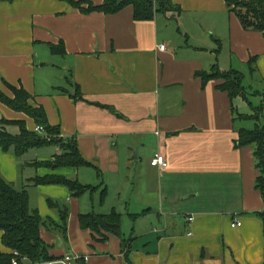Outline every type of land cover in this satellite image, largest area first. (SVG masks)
I'll return each instance as SVG.
<instances>
[{"label": "crops", "instance_id": "0c3cea01", "mask_svg": "<svg viewBox=\"0 0 264 264\" xmlns=\"http://www.w3.org/2000/svg\"><path fill=\"white\" fill-rule=\"evenodd\" d=\"M172 3L174 12L140 22L130 5L106 15L82 13L64 0H0V90L13 98L8 85L24 88L29 103L42 106L50 125L64 140L74 139L90 163L52 170L35 164L54 162L58 147L22 156L0 147V174L15 188L45 177L89 187L76 197L63 185H31V208L51 221L41 236L55 261L77 256L72 264H264L255 145L238 143L239 131L255 125L236 119L220 81L204 86L197 77L215 66L226 70L223 53L228 70L256 58L254 76L263 86L252 85L249 98L255 95L251 103L264 109V35L245 31L224 0ZM77 88L80 99L74 98ZM235 106L253 113L240 98ZM0 120L37 127L1 101ZM6 129L20 134L17 126ZM157 152L167 167L151 165ZM48 199L68 207L64 230ZM113 211L122 216V237L82 229L80 215ZM2 234L0 251L11 254Z\"/></svg>", "mask_w": 264, "mask_h": 264}, {"label": "trees", "instance_id": "16d2710c", "mask_svg": "<svg viewBox=\"0 0 264 264\" xmlns=\"http://www.w3.org/2000/svg\"><path fill=\"white\" fill-rule=\"evenodd\" d=\"M69 2L74 8H78L82 13L90 14L102 12L106 15H114L129 5L134 7L135 20L144 22L151 21L157 13L172 12L176 8L172 0H104L101 6H94L88 1L76 2L75 0H64ZM231 9V12L240 20L243 29L247 32L255 31L264 35V0H224ZM87 4V8L82 7ZM177 9V8H176ZM179 9V8H178ZM250 76L257 72L256 58H252L248 63ZM197 77L203 81L206 86L210 81H221L218 89L226 92L231 101V110L236 119L254 123L252 130L241 129L239 131L238 143L240 146L255 145L254 155L256 167L260 170V175L256 179V188L261 193L264 200V109L262 105L254 106L249 98V91L246 88L245 74L239 69L231 68L222 70L215 66L210 71L197 73ZM14 94L13 98H8L0 90V101L7 107L26 114L35 120L39 127H43V132L30 131L23 122L0 120V147L4 152L14 151L16 156H22L30 149H41L43 147H55L61 150V154L55 157L54 162H44L35 164L36 167H46L52 170L58 168H83L90 165L80 155L78 144L74 139L64 140L61 137L60 130L52 127L48 121L45 109L33 107L29 103L30 94L24 88L7 86ZM79 88L74 98L79 96ZM259 93V92H258ZM256 92V94H258ZM264 94V93H263ZM242 99L252 110V114L240 113L235 106L237 99ZM17 126L20 134L14 135L7 131L6 127ZM63 185L76 197L82 196L89 191L78 181H69L66 178L57 177L42 179L36 178L32 185ZM104 200V199H103ZM50 208L57 210L60 219L63 220V230L67 227L69 209L61 206L59 203L48 199ZM264 223V212L258 213ZM122 216L113 211L109 214L97 215L88 213L80 215L79 220L84 230H105L116 236L122 234ZM46 226V221L42 219L38 210L30 206V193L28 190H17L13 184L7 182L0 174V231L2 234V244L10 250L11 254L0 251V264H13L15 252L20 254L17 257L18 264H24V261L30 263H42L44 261H55L51 256L49 247L41 236V230ZM129 241H125V247H128Z\"/></svg>", "mask_w": 264, "mask_h": 264}, {"label": "rangeland", "instance_id": "374dc122", "mask_svg": "<svg viewBox=\"0 0 264 264\" xmlns=\"http://www.w3.org/2000/svg\"><path fill=\"white\" fill-rule=\"evenodd\" d=\"M175 10V9H174ZM174 10H172V12H174ZM190 27V26H189ZM193 27H190V30H192L193 31V29H192ZM199 29H202V28H200V27H198ZM178 29H180V27L178 28ZM182 31H184V30H182ZM175 35H176V33H175ZM220 62L225 66V68H226V70H228V68H229V65H227V63H228V61L226 60V55L224 56V53L222 54V56L220 57ZM240 68V71H242L244 74H245V81H244V84H245V86H246V88L248 89V91H249V93H250V91L252 90L251 89V86L253 85V86H257L258 88L259 87H261V86H263L262 85V83H260L257 79H256V77L254 76H250V73H249V68L248 67H245V68H241V67H239ZM221 82V81H220ZM10 90V89H9ZM263 90V89H262ZM13 93V92H12ZM252 97H255V95H253V94H251V96H250V98H252ZM252 99H255V98H252ZM258 101H259V99H258ZM241 112H242V110H241ZM244 124H246V125H248L249 127L251 126V123H244ZM7 128V127H6ZM31 183L29 182V183H27V185L25 186V187H21V186H18V185H16V188L17 189H19V190H28V191H31L30 190V188H31ZM33 186V185H32ZM31 193H32V191H31ZM34 198H33V201H32V205L33 206H36V203H37V200H38V196H35V193H34V196H33ZM55 202V201H54ZM59 202L61 203V204H65V205H68V203L66 204V201L65 200H59ZM69 206V205H68ZM37 207V206H36ZM51 210L52 211H54V212H57V210H55V209H52L51 208ZM44 221H46V224L48 225V226H51V221H49V220H44ZM27 264V263H26ZM29 264V263H28Z\"/></svg>", "mask_w": 264, "mask_h": 264}, {"label": "built area", "instance_id": "2783aa9c", "mask_svg": "<svg viewBox=\"0 0 264 264\" xmlns=\"http://www.w3.org/2000/svg\"><path fill=\"white\" fill-rule=\"evenodd\" d=\"M165 48H166L165 45L160 46L161 50H165ZM35 130L38 133H41L44 131L42 126L41 127L37 126ZM151 165L153 167L163 168V167L168 166V162H167L166 157H164L159 152H157L156 154H154V158L151 162ZM190 221H192V220L190 219ZM240 225H241V223L233 224V227H235V226L240 227ZM19 256H20V254L18 252H15V258L13 260V264H18L17 257H19ZM77 259H79L77 256H74V257L73 256H65L63 258H60V260H58V261H44L42 263H31V264H59V263H61V264H72Z\"/></svg>", "mask_w": 264, "mask_h": 264}]
</instances>
